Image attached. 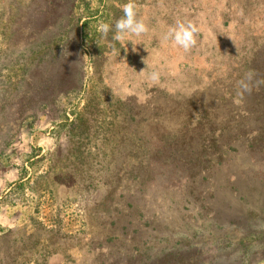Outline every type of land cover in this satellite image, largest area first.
<instances>
[{
	"label": "rangeland",
	"instance_id": "374dc122",
	"mask_svg": "<svg viewBox=\"0 0 264 264\" xmlns=\"http://www.w3.org/2000/svg\"><path fill=\"white\" fill-rule=\"evenodd\" d=\"M127 2L0 0V264H264V0Z\"/></svg>",
	"mask_w": 264,
	"mask_h": 264
},
{
	"label": "clouds",
	"instance_id": "9594fccd",
	"mask_svg": "<svg viewBox=\"0 0 264 264\" xmlns=\"http://www.w3.org/2000/svg\"><path fill=\"white\" fill-rule=\"evenodd\" d=\"M123 15L115 20L114 25L107 22L99 23L97 31L105 39L108 37L109 32H113L111 39L116 42H132L136 45L140 42L133 40L132 37H141L149 32V27L145 23L143 18H138L137 4L135 0H128L127 3L118 5ZM199 28L191 21H176L174 25L170 26L162 37V40L166 43H171L172 46L183 49L185 52L191 50L197 44V35L199 34ZM254 74L252 72L245 73L243 79L238 81V87L240 92L238 96L242 99L244 93L252 92V81ZM151 85L155 86L159 83V73L153 72L147 77ZM257 85L264 84V81H257ZM135 96L137 103L146 104L149 97L146 95H140L132 90H125L124 99ZM241 99H237L234 102L239 105Z\"/></svg>",
	"mask_w": 264,
	"mask_h": 264
}]
</instances>
